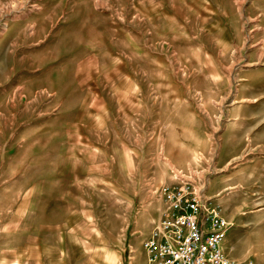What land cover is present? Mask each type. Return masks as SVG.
<instances>
[{"label":"rangeland","instance_id":"374dc122","mask_svg":"<svg viewBox=\"0 0 264 264\" xmlns=\"http://www.w3.org/2000/svg\"><path fill=\"white\" fill-rule=\"evenodd\" d=\"M183 181L264 246V0H0V264H147Z\"/></svg>","mask_w":264,"mask_h":264},{"label":"built area","instance_id":"2783aa9c","mask_svg":"<svg viewBox=\"0 0 264 264\" xmlns=\"http://www.w3.org/2000/svg\"><path fill=\"white\" fill-rule=\"evenodd\" d=\"M206 189L187 181L164 188L161 217L142 243L147 264H260L225 253L231 223L205 197Z\"/></svg>","mask_w":264,"mask_h":264},{"label":"crops","instance_id":"0c3cea01","mask_svg":"<svg viewBox=\"0 0 264 264\" xmlns=\"http://www.w3.org/2000/svg\"><path fill=\"white\" fill-rule=\"evenodd\" d=\"M238 213L239 212H235V214H232L231 216L233 218L232 222L234 223L229 228L224 244H223V249L225 253L229 257L236 259V260H244L246 258L254 257V259L256 258L257 261L259 260L258 262H260L261 260L262 263L261 262L260 263L264 264V259H263L264 246L260 244L258 245L257 243H254L251 241V238L249 235L253 233L254 231L252 230V226L250 225L246 226L250 220L246 219V214L240 215ZM234 219L236 220L233 221ZM245 232H247L248 234L246 237L244 235Z\"/></svg>","mask_w":264,"mask_h":264}]
</instances>
